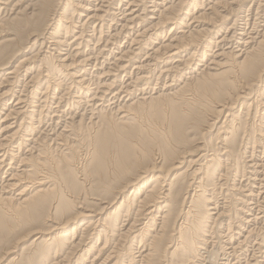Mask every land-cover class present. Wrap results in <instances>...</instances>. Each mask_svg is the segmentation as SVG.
Returning <instances> with one entry per match:
<instances>
[{
    "label": "bare ground",
    "instance_id": "bare-ground-1",
    "mask_svg": "<svg viewBox=\"0 0 264 264\" xmlns=\"http://www.w3.org/2000/svg\"><path fill=\"white\" fill-rule=\"evenodd\" d=\"M262 262L264 0H0V264Z\"/></svg>",
    "mask_w": 264,
    "mask_h": 264
},
{
    "label": "rangeland",
    "instance_id": "rangeland-1",
    "mask_svg": "<svg viewBox=\"0 0 264 264\" xmlns=\"http://www.w3.org/2000/svg\"><path fill=\"white\" fill-rule=\"evenodd\" d=\"M124 39H121V41L120 42H122ZM115 50V49H114ZM29 243L28 242H26V243H24L23 245H22V247H25L26 245H28ZM252 247L250 246L247 250H249V251H247V255L245 254L243 257L244 258H247V256H248V258H250L249 256H250V254L252 253V249H251ZM250 251H251V253H250ZM250 253V254H249ZM249 254V255H248ZM259 256H260V254L258 253V259H260V258H262V257H260L259 258ZM262 261H263V258L261 259ZM263 263V262H262ZM261 263V264H262ZM264 264V263H263Z\"/></svg>",
    "mask_w": 264,
    "mask_h": 264
}]
</instances>
